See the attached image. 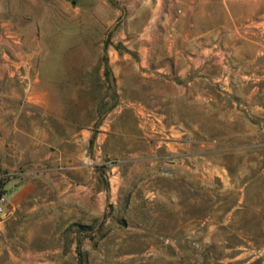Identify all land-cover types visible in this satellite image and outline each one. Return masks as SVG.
Masks as SVG:
<instances>
[{
  "label": "rangeland",
  "instance_id": "374dc122",
  "mask_svg": "<svg viewBox=\"0 0 264 264\" xmlns=\"http://www.w3.org/2000/svg\"><path fill=\"white\" fill-rule=\"evenodd\" d=\"M259 3L0 0V264H264Z\"/></svg>",
  "mask_w": 264,
  "mask_h": 264
},
{
  "label": "crops",
  "instance_id": "0c3cea01",
  "mask_svg": "<svg viewBox=\"0 0 264 264\" xmlns=\"http://www.w3.org/2000/svg\"><path fill=\"white\" fill-rule=\"evenodd\" d=\"M178 4L182 8H188L191 5H199L203 6L206 10L205 14L208 17H211L213 14V10L215 11L214 13L219 11V16L224 17L223 20H220L221 23H227L229 21L233 20H228L229 16V3H235L236 6L240 5L241 7L244 6L245 3L248 1H251V6L256 9L260 7L259 0H177ZM251 27H252V34L257 37L258 39V45H259V39L261 36H264V13L261 15L259 11L255 13L252 16L251 19ZM13 138L15 139L16 136L21 132L19 128L16 129L15 126H13ZM17 132V134H16ZM13 139V140H14ZM19 144V143H18ZM46 158H50V154L48 156H44L43 160L45 161ZM18 167L24 168L21 169L22 171H17L16 172V177L12 178L10 181L1 182L3 191L5 193L6 197V205L5 209L7 214L10 215L12 211L17 207L22 200L25 198L29 197V194L32 191V185H31V173H32V167L33 164L21 160L20 156H18L17 164Z\"/></svg>",
  "mask_w": 264,
  "mask_h": 264
},
{
  "label": "built area",
  "instance_id": "2783aa9c",
  "mask_svg": "<svg viewBox=\"0 0 264 264\" xmlns=\"http://www.w3.org/2000/svg\"><path fill=\"white\" fill-rule=\"evenodd\" d=\"M5 176L4 174L0 175V184L1 182H3L5 180ZM5 205H6V197H5V193L3 191L2 186L0 187V221L6 216L7 212L5 209Z\"/></svg>",
  "mask_w": 264,
  "mask_h": 264
},
{
  "label": "trees",
  "instance_id": "16d2710c",
  "mask_svg": "<svg viewBox=\"0 0 264 264\" xmlns=\"http://www.w3.org/2000/svg\"><path fill=\"white\" fill-rule=\"evenodd\" d=\"M89 143H92V138L89 140ZM77 257H78V258L81 257V253L78 251V249H77Z\"/></svg>",
  "mask_w": 264,
  "mask_h": 264
}]
</instances>
